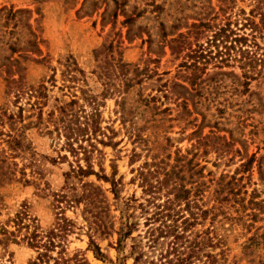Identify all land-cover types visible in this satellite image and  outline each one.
Wrapping results in <instances>:
<instances>
[{
  "label": "rangeland",
  "instance_id": "374dc122",
  "mask_svg": "<svg viewBox=\"0 0 264 264\" xmlns=\"http://www.w3.org/2000/svg\"><path fill=\"white\" fill-rule=\"evenodd\" d=\"M259 9L264 0H0V264H28L32 232L86 264H133L117 232L142 194L134 169L149 153L135 138L165 147L170 163L179 157L202 206L220 205L219 264H264V77L198 62L210 33L193 34L199 23L240 27ZM67 139L88 147L109 181L87 174ZM82 185L100 189L106 227L90 225L74 197Z\"/></svg>",
  "mask_w": 264,
  "mask_h": 264
},
{
  "label": "trees",
  "instance_id": "16d2710c",
  "mask_svg": "<svg viewBox=\"0 0 264 264\" xmlns=\"http://www.w3.org/2000/svg\"><path fill=\"white\" fill-rule=\"evenodd\" d=\"M205 31L210 34L206 36L204 43L197 44L198 62L205 65L212 61L218 68L238 62L245 76L264 77V46L259 42L261 40L264 43V9L250 11L240 27L238 24H232L230 20L214 25L199 23L195 26L193 34L198 37ZM7 82L10 87L17 84L18 80L10 78ZM93 117L92 112L84 113L87 120ZM58 121L63 122L61 119ZM64 129L69 131L67 126H64ZM135 141L147 146L146 153H149V157L134 169L142 194L140 199H132V211L121 217L123 220L117 232L118 243L127 238L131 240L129 254L133 258V264H219L224 253L223 240L217 233L213 210L220 205L211 208L202 206L198 186L200 182L192 179L191 168L187 170L186 163L179 157L170 163L169 156H163L165 147L154 143L151 146L143 138H135ZM71 142L67 139L66 144L76 159L81 156L85 161V172L109 181L104 173L98 175L91 169L92 151L82 144L75 147ZM89 146L93 147V144ZM154 150L155 152H152ZM137 157L139 153L134 149L131 161ZM188 172L190 176L186 177L185 173ZM110 184L114 192L116 182L110 180ZM84 186L82 185L80 196L74 197L78 200L84 199L85 210L92 218L90 225L106 227L105 222L101 220L102 210L98 205L102 202L99 199V196H102L100 189L90 185ZM216 200L220 202L222 199L216 196ZM75 201L77 200L73 202ZM125 205L129 207V199ZM13 222L18 231L21 220L16 216ZM65 223L67 222L57 223L55 230L58 237L63 236ZM133 232L136 234L132 235ZM11 234L13 235V232ZM25 237L27 244L37 253L28 264H86L79 254L68 257L62 241L54 244L43 239L37 232ZM89 247L95 256L103 257L100 247L92 237L89 238ZM56 248L59 250L54 256L52 253Z\"/></svg>",
  "mask_w": 264,
  "mask_h": 264
}]
</instances>
